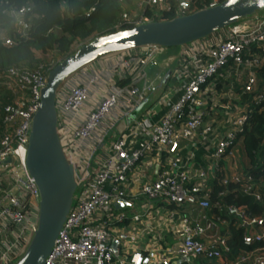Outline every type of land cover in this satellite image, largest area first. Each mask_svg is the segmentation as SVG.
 I'll use <instances>...</instances> for the list:
<instances>
[{
    "label": "built area",
    "instance_id": "1",
    "mask_svg": "<svg viewBox=\"0 0 264 264\" xmlns=\"http://www.w3.org/2000/svg\"><path fill=\"white\" fill-rule=\"evenodd\" d=\"M205 1L136 0L116 28L164 20L172 10L187 15ZM31 8L9 10L20 35L27 33ZM226 29L181 46L174 85L153 106L146 104L159 84L147 66L162 48L157 45L106 54L112 61L85 82L73 78L89 64L61 84L59 135L78 187L44 264H264L260 219L227 201L225 190L219 200L212 196L220 172L224 184L241 183L258 201L264 189V179L259 183L232 163L253 103L264 102V18H243ZM2 39L15 42L5 34ZM48 74L12 67L0 76L20 94L17 105L6 108L7 130L0 136V264L16 262L38 227L40 194L26 158ZM217 78L229 82L227 97L211 95ZM239 87L247 96L242 104ZM183 141L208 145L207 163L194 149L183 157ZM120 200L126 203L117 206ZM240 228L242 242L235 245L230 241Z\"/></svg>",
    "mask_w": 264,
    "mask_h": 264
},
{
    "label": "water",
    "instance_id": "2",
    "mask_svg": "<svg viewBox=\"0 0 264 264\" xmlns=\"http://www.w3.org/2000/svg\"><path fill=\"white\" fill-rule=\"evenodd\" d=\"M182 6L186 7L187 3L183 2ZM262 10L264 0H223L187 15L98 35L49 72L47 84L41 92L40 108L33 118L26 158L27 168L40 194L38 227L23 255L12 264L45 263L70 212L78 187L75 167L69 161L59 135L56 104L61 84L106 54L152 45L183 46ZM124 203L126 201L120 200L117 206Z\"/></svg>",
    "mask_w": 264,
    "mask_h": 264
},
{
    "label": "trees",
    "instance_id": "3",
    "mask_svg": "<svg viewBox=\"0 0 264 264\" xmlns=\"http://www.w3.org/2000/svg\"><path fill=\"white\" fill-rule=\"evenodd\" d=\"M136 0H0V76L10 68L20 70H43L49 73L59 62L74 53L80 46L98 35L116 32V23L124 9L134 6ZM223 1V0H221ZM220 1V2H221ZM211 0H206V6ZM205 3H201L205 7ZM32 5L26 15L28 24L26 35H20L16 20L9 10ZM176 17L174 10L164 13V20ZM125 25L123 28H131ZM11 36L15 42L7 45L3 35ZM78 47H75V45ZM39 50L47 57H39ZM0 77V136L7 130L5 122L10 105H17L19 92L9 88ZM264 102L253 103L250 119L245 130L236 142L241 157L247 158L244 170L249 172L255 181L264 179ZM224 172L212 180L213 198L219 200V193L226 191L225 199L229 202L245 205L249 217H258L264 227V189L263 199L258 201L252 194H244L241 183H223ZM243 228L234 230L231 243L242 242ZM264 243V241H263Z\"/></svg>",
    "mask_w": 264,
    "mask_h": 264
},
{
    "label": "crops",
    "instance_id": "4",
    "mask_svg": "<svg viewBox=\"0 0 264 264\" xmlns=\"http://www.w3.org/2000/svg\"><path fill=\"white\" fill-rule=\"evenodd\" d=\"M221 1V0H219ZM260 16H262V18H264V13L259 14L257 12V14L255 15V17H251L252 21H256V19H258ZM228 29L226 30H222L219 31L217 33H215V36L217 34L219 35H223L224 33H226ZM182 47L178 48V49H173V48H169V47H162L160 49H158V51L155 54V57L153 60H151L148 63L147 66V70H148V74L151 78H153L154 80H156L159 84V88L158 91H156L155 94H152L150 99L148 100V103L146 104V106H150L154 103V101L156 100V98L169 86L174 85V69L178 60V57L181 53ZM110 61H112V57H109V55H104L100 58H98L97 60H95L93 63L89 64L84 70H82L80 73H78L77 75L74 76L73 79L78 80L79 82H85L87 80V78L89 77L90 74H93L94 72L98 71L99 69H101L105 64L109 63ZM170 73V74H169ZM169 74V76H168ZM166 79V81H165ZM214 91L215 93H211V95H213V97H218V95H225V97H227L228 95V87H229V82H225L222 78H217L214 81ZM236 94L238 95V100L237 102L239 104L244 103L247 100V96L246 95H242V90L241 88H237V90H235ZM179 95V93H174L171 94L172 99H175L177 96ZM225 103L228 102V99H224L223 100ZM154 105V104H153ZM152 105V106H153ZM158 106H156V109ZM162 112H164V109L159 113L162 114ZM224 130V127H219V131ZM194 145V146H193ZM208 145H202L200 143H197L195 145V143L190 142V141H183L181 148H180V154L185 157L187 155L188 151L191 150H195V153L197 154V157L204 162L207 163L208 159H209V154L211 153L212 149L208 150ZM238 149V148H237ZM236 149V151H237ZM238 157L237 158H232V163H238L240 164V162L242 161L240 154H237ZM231 160V159H230ZM230 160L223 161V165L225 164H229ZM228 162V163H227ZM237 164V168L240 170H244L243 167L239 166L238 167Z\"/></svg>",
    "mask_w": 264,
    "mask_h": 264
},
{
    "label": "rangeland",
    "instance_id": "5",
    "mask_svg": "<svg viewBox=\"0 0 264 264\" xmlns=\"http://www.w3.org/2000/svg\"><path fill=\"white\" fill-rule=\"evenodd\" d=\"M258 13H259V14L264 13V10L259 11ZM256 14H257V13H256ZM256 14L251 15V16H249V17H247V18H248V19H252L251 17H255ZM252 20H253V19H252ZM75 47H78V45L76 44ZM180 47H181V46H173V47H169V48H173V49L176 48V49H178V48H180ZM36 53H37V55H38L39 57H47L46 55H43V53H42L41 51H39V50H37ZM157 108L159 109L160 107L158 106ZM237 152L240 154V157H241L242 155H241V153H240V151H239V148L237 149ZM241 159H242V163H245V162L247 161V158H246L245 155H244L243 158L241 157ZM237 164H238V163H237ZM245 164H246V163H245ZM239 166H240V167H241V166L244 167L243 164H238V167H239ZM240 167H239V168H240ZM243 169H244V168H243ZM238 171H241V170L239 169Z\"/></svg>",
    "mask_w": 264,
    "mask_h": 264
},
{
    "label": "snow or ice",
    "instance_id": "6",
    "mask_svg": "<svg viewBox=\"0 0 264 264\" xmlns=\"http://www.w3.org/2000/svg\"><path fill=\"white\" fill-rule=\"evenodd\" d=\"M125 36H127V34H125ZM118 39H120V38H118Z\"/></svg>",
    "mask_w": 264,
    "mask_h": 264
}]
</instances>
